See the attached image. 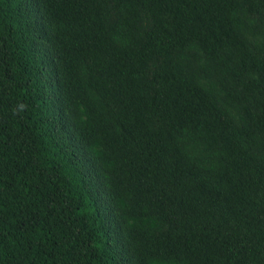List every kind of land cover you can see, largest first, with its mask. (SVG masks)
<instances>
[{"label": "trees", "instance_id": "obj_1", "mask_svg": "<svg viewBox=\"0 0 264 264\" xmlns=\"http://www.w3.org/2000/svg\"><path fill=\"white\" fill-rule=\"evenodd\" d=\"M0 264H264V0H0Z\"/></svg>", "mask_w": 264, "mask_h": 264}]
</instances>
